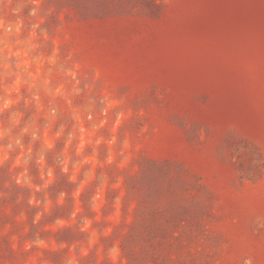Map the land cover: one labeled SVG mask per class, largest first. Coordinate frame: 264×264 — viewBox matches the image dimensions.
<instances>
[{
  "label": "rangeland",
  "instance_id": "rangeland-1",
  "mask_svg": "<svg viewBox=\"0 0 264 264\" xmlns=\"http://www.w3.org/2000/svg\"><path fill=\"white\" fill-rule=\"evenodd\" d=\"M5 12L21 23L0 28V102L34 84L41 107L11 110L54 147L31 186L0 166V264H264V0Z\"/></svg>",
  "mask_w": 264,
  "mask_h": 264
},
{
  "label": "clouds",
  "instance_id": "clouds-1",
  "mask_svg": "<svg viewBox=\"0 0 264 264\" xmlns=\"http://www.w3.org/2000/svg\"><path fill=\"white\" fill-rule=\"evenodd\" d=\"M24 3H18L15 7L10 9L11 16L18 17L24 8ZM7 9L8 5H4ZM30 15H35V9H32ZM20 20H12L9 17V13L5 12L2 19H0V28H3L7 34L14 35L20 31ZM7 67V65L5 66ZM9 75H14L9 73ZM21 83V77L16 76L13 86L8 89L9 92H18V85ZM27 83V82H25ZM34 84H30L28 97L17 96L16 99L3 98L0 102V113L8 111V116L3 121H0V166L7 162L10 163V170L19 169L17 174L13 177L15 183L18 185H32V176L29 175V165L35 163L41 169V179H44L43 168L46 162V154L52 150L54 144L52 141L42 138V127L37 121V117L33 115L29 119L24 118V112L19 110H11L14 105L18 104L21 99L24 101V107L35 105L37 108L41 107L39 104L40 95L38 93H32ZM56 117V108L49 107L47 116V127H50L53 120ZM65 134V127L61 125L55 132V138H60ZM27 138V143L25 142ZM74 136L71 132L68 133L67 143H71ZM83 149V144L79 146L78 152ZM61 155H64L62 152ZM59 159V157H58ZM87 161H82L86 163ZM60 163L64 166V170L67 168V158L60 160ZM53 170L51 168L47 171L48 181L45 182L43 187H47V184L51 182ZM40 188L37 187V191Z\"/></svg>",
  "mask_w": 264,
  "mask_h": 264
}]
</instances>
